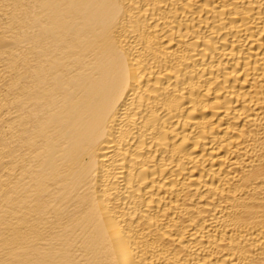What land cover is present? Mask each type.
I'll use <instances>...</instances> for the list:
<instances>
[{
	"label": "bare ground",
	"instance_id": "obj_1",
	"mask_svg": "<svg viewBox=\"0 0 264 264\" xmlns=\"http://www.w3.org/2000/svg\"><path fill=\"white\" fill-rule=\"evenodd\" d=\"M0 264H264V0H0Z\"/></svg>",
	"mask_w": 264,
	"mask_h": 264
}]
</instances>
